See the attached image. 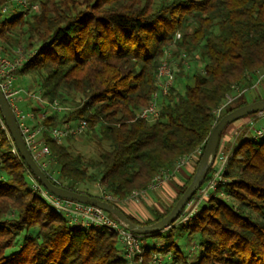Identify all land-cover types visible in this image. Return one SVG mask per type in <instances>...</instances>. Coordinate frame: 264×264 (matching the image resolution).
Here are the masks:
<instances>
[{
	"label": "trees",
	"instance_id": "trees-1",
	"mask_svg": "<svg viewBox=\"0 0 264 264\" xmlns=\"http://www.w3.org/2000/svg\"><path fill=\"white\" fill-rule=\"evenodd\" d=\"M30 3L36 10L0 0V56L11 58L21 48L25 61L16 77L29 76L48 104L63 109L41 124L57 169L54 177L53 169L51 175L44 170L47 179L100 200L111 197L115 202H106L136 225L164 218L191 182L218 120L264 100V87L248 89L215 116L226 96L249 88L248 76L264 68V0ZM163 60L175 62L176 71L161 96L156 75ZM155 96L158 118H138ZM75 121L86 122L83 134L60 142L50 138L51 128ZM229 126L216 154L224 151L221 138ZM251 135L247 124L229 149L215 190L186 222L179 221L182 210L165 231L141 236L140 251L126 258L116 234L70 224L33 189L38 182L0 121V264H264V135ZM78 139L100 145L97 158L73 153L69 144ZM189 156L192 170L162 211L150 209L141 218L127 209L133 192L148 190ZM85 182L99 191L78 190Z\"/></svg>",
	"mask_w": 264,
	"mask_h": 264
},
{
	"label": "built area",
	"instance_id": "built-area-1",
	"mask_svg": "<svg viewBox=\"0 0 264 264\" xmlns=\"http://www.w3.org/2000/svg\"><path fill=\"white\" fill-rule=\"evenodd\" d=\"M14 3L19 5L23 10L33 11L37 8L36 4H31L27 0H14ZM4 10L5 8L2 9V11ZM178 37L179 36H177V38ZM24 61L25 55L21 48L16 49L11 58L0 56V91L14 115L22 137L21 139H23L28 152L38 164L37 166L43 171H48L51 161L49 159L48 147L42 137V132L45 130V127L41 124L51 113L60 112L63 109L56 103L48 104L38 92L24 90L14 84L17 79L16 72L22 67ZM173 67L171 63L163 60L158 68L156 79L159 89L158 93L161 96L166 95L168 89L173 84ZM248 79L251 81V86L245 89H235L234 95L226 96L222 105L215 111L216 117L221 114L226 106L233 103L237 97L246 94L248 89L264 86V68L255 72L252 76H248ZM21 102L29 106H27L26 109L20 108L19 103ZM158 111L159 108L155 96L153 102L140 111L138 118L145 121H154L158 118ZM252 118L254 122L249 121L248 125L252 132L251 139L256 140L262 138L264 135V112L257 113L252 116ZM0 121H2L1 117ZM255 121L260 122V126L253 129ZM86 127L87 124L85 121H75L61 126H55L50 129V138L56 142H60L62 139L83 134ZM12 152L15 153V150H12ZM228 158L229 154H223V152L216 154L210 178L206 183L203 182L204 184L199 186L193 198L186 204L179 218L180 222H186L196 211L198 204L205 200L209 194L215 190L217 182L221 180V175L225 170ZM193 159L194 156H189L179 160L172 172H177L181 169L180 167L183 164ZM49 174L51 175L52 172ZM168 175L169 174L164 173L161 177H156L154 183L147 188L148 190L133 192L128 200L136 201L138 198H143L148 191L157 188L162 180L167 179ZM33 189L37 190L47 202L52 204L51 206L61 212L70 224H78L80 227L99 226L106 229L109 233L116 234L120 244L125 250L126 258H130L140 251V246L143 243L142 237L128 231L122 223L115 218L109 217L106 212L90 205L75 204L71 201L56 198L48 194V192L36 182H33ZM106 200L115 202V200L109 196H104L102 202H106Z\"/></svg>",
	"mask_w": 264,
	"mask_h": 264
},
{
	"label": "water",
	"instance_id": "water-1",
	"mask_svg": "<svg viewBox=\"0 0 264 264\" xmlns=\"http://www.w3.org/2000/svg\"><path fill=\"white\" fill-rule=\"evenodd\" d=\"M261 112H264V100L250 102L223 115L213 126L211 131H209V136L201 153L191 182L173 205L169 214L159 221L144 227L132 223L119 208L112 204H109L105 201L102 202V200L96 197H91L85 194L77 193L76 191H70L56 186L49 179H47V175L39 166H37L38 164L31 157L23 142V139H21L22 137L14 115L0 91V117L3 121L6 131L10 136L16 152L18 153L20 159L25 163L29 172L32 174L33 178L36 179L38 184L46 192H48V194L56 198L71 201L75 204L80 203L83 205H90L106 212L122 223L128 231L140 236H150L158 233L160 234L161 232L168 229L170 225H172L178 219L179 214L184 209L189 200L194 196L196 191L199 189V186L203 184L209 169L212 167L215 160L214 158L216 157L219 140L224 129L230 124L244 117Z\"/></svg>",
	"mask_w": 264,
	"mask_h": 264
},
{
	"label": "rangeland",
	"instance_id": "rangeland-1",
	"mask_svg": "<svg viewBox=\"0 0 264 264\" xmlns=\"http://www.w3.org/2000/svg\"><path fill=\"white\" fill-rule=\"evenodd\" d=\"M30 3V0H27ZM175 63V62H174ZM171 64L174 66V72L176 64H173L171 61ZM20 80L23 85H20L18 87L24 89V90H31V91H35V87L32 84V81L30 80L29 76H24L22 78H18L17 80ZM190 83V82H189ZM264 87V86H262ZM262 87L259 86L257 88H253V90L255 91L256 89H259L258 91L261 92ZM184 88V83L180 84L179 86V91L182 92ZM261 88V89H260ZM251 90V91H253ZM253 91V92H254ZM256 93V92H255ZM249 121L254 122V119L252 117H244L236 122H234V124L230 125L224 132V135L221 139H223V141L225 142V144H223V154H229L230 152V148L232 146V144L237 141V135L239 133H241V131L243 130V128L245 127L246 124L249 123ZM234 125V127H236V129L233 131L232 129L234 127H232ZM260 126V122L254 123L253 129L258 128ZM245 135V133H244ZM246 136V135H245ZM79 140V139H78ZM105 149H107L106 145L104 144ZM69 148L73 153H79L81 154L85 159H95L97 158L99 152V149H101L100 145H98L95 141H88V142H83L82 140L79 141H72L69 144ZM194 161V160H193ZM191 161H188L187 163L183 164L180 168H184L189 166L190 170L192 167ZM53 169V177L57 175V169L54 166L53 163H50L49 167H48V173H51V170ZM185 181V180H184ZM78 190L83 191V192H87L90 194H96L99 191V188L96 184L91 183V182H85L83 184L78 185L77 187ZM160 189L159 185L157 188H154L150 191L147 192V194L143 197V198H138L136 201H130L131 206H134L133 208L130 207L131 212H134L137 216L144 218L147 217L148 215H150V209H155L157 211H162L163 207L170 204L171 202V194H168V192H162L163 194H161L160 192H158ZM170 193V192H169ZM175 193V192H174ZM133 213V214H134ZM188 241L187 238L183 239V241ZM185 242V243H186ZM189 242L186 243V245H188ZM190 248V245L186 247V249Z\"/></svg>",
	"mask_w": 264,
	"mask_h": 264
},
{
	"label": "crops",
	"instance_id": "crops-1",
	"mask_svg": "<svg viewBox=\"0 0 264 264\" xmlns=\"http://www.w3.org/2000/svg\"><path fill=\"white\" fill-rule=\"evenodd\" d=\"M15 85H23V83L18 79H16V81H15V83H14ZM19 105H20V108H23V109H26V103H24V102H21V103H19ZM232 124H234V123H232ZM231 124V125H232ZM235 125V124H234ZM234 125L232 126V127H234ZM236 129V127H234L232 130L234 131ZM223 144H225V142L223 141V139H221V145H223ZM192 163V162H191ZM190 167L189 166H187V167H184V168H182V169H180V170H178L177 172H171L169 175H168V178L167 179H165V180H162L160 183H159V187H160V189H159V191L158 192H160L161 194H163L162 192H168V194H171V197L173 198L174 197V195H175V188H174V186L175 185H180L182 182H184V180H185V175L187 174L188 175V173H190ZM170 192V193H169ZM171 198V199H172ZM130 207H134V206H131V204H128V210L129 211H131L130 209Z\"/></svg>",
	"mask_w": 264,
	"mask_h": 264
}]
</instances>
